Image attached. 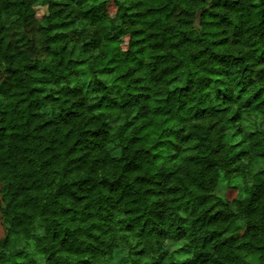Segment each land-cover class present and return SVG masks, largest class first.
<instances>
[{
  "label": "trees",
  "instance_id": "16d2710c",
  "mask_svg": "<svg viewBox=\"0 0 264 264\" xmlns=\"http://www.w3.org/2000/svg\"><path fill=\"white\" fill-rule=\"evenodd\" d=\"M0 224V264H264V0H0Z\"/></svg>",
  "mask_w": 264,
  "mask_h": 264
},
{
  "label": "rangeland",
  "instance_id": "374dc122",
  "mask_svg": "<svg viewBox=\"0 0 264 264\" xmlns=\"http://www.w3.org/2000/svg\"><path fill=\"white\" fill-rule=\"evenodd\" d=\"M46 13H47L46 7L39 6L36 8V16L38 19L46 15ZM40 57L43 59L44 54L41 53ZM183 84H184V78L181 77L171 85V88L182 86ZM120 123H121V119L120 120L114 119L110 124L111 131L114 132L116 128L120 125ZM118 153H119L118 150L112 151L113 155H118ZM215 195L224 201H231L234 199H238L241 195L239 181L236 179H231L230 181H224V182L219 183V185L215 189ZM35 233L36 234L42 233V225L40 223L37 225ZM4 234H5V231L0 224V240L4 237ZM169 247H170V251H174L181 247V243H177V242L170 243ZM247 261L249 264H259L257 255L250 256L249 258H247ZM104 264H112V263L106 262Z\"/></svg>",
  "mask_w": 264,
  "mask_h": 264
}]
</instances>
